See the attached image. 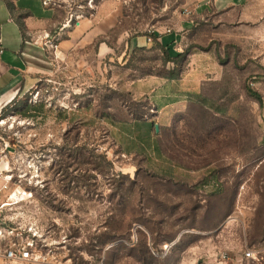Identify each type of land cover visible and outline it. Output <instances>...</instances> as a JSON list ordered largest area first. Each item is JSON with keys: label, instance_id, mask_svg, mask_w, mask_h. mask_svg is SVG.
I'll return each mask as SVG.
<instances>
[{"label": "rangeland", "instance_id": "374dc122", "mask_svg": "<svg viewBox=\"0 0 264 264\" xmlns=\"http://www.w3.org/2000/svg\"><path fill=\"white\" fill-rule=\"evenodd\" d=\"M205 1L57 0L71 26L109 4L113 53L1 114L0 264H264V0L187 26ZM168 32L184 56L165 63Z\"/></svg>", "mask_w": 264, "mask_h": 264}, {"label": "crops", "instance_id": "0c3cea01", "mask_svg": "<svg viewBox=\"0 0 264 264\" xmlns=\"http://www.w3.org/2000/svg\"><path fill=\"white\" fill-rule=\"evenodd\" d=\"M247 1L207 0L189 13L192 17L187 20V26L192 25L196 17L209 16L215 10L236 8ZM96 14L97 9L90 17H79L71 26L62 18L57 1L45 5L43 0H0V113L24 92L34 88L41 78L54 76L66 64L72 62L77 74L85 71L84 68L89 69L92 59L103 60L113 53L107 34L116 25L117 16L109 4L101 8L97 18ZM65 33L67 37H63ZM46 34L57 42L56 49L46 45ZM156 36L173 55L176 54L173 50L181 39L180 34L168 32L156 33ZM95 42H98L95 54L87 56L84 51ZM131 42L139 47H151L144 36ZM158 84H134V98L147 95L150 90L156 91ZM1 168L0 162V189L7 182Z\"/></svg>", "mask_w": 264, "mask_h": 264}, {"label": "built area", "instance_id": "2783aa9c", "mask_svg": "<svg viewBox=\"0 0 264 264\" xmlns=\"http://www.w3.org/2000/svg\"><path fill=\"white\" fill-rule=\"evenodd\" d=\"M57 0H43V3L45 5L55 3ZM93 0H90V6L94 8V5L92 4ZM187 13H191V10H186ZM81 16H78V18ZM72 20V19H71ZM69 21V23L71 22ZM46 45L49 46L50 48L56 49L58 47V44L53 38H51L50 34H46ZM147 41L151 42L153 41L152 36L147 37ZM6 181H9L7 178L5 179ZM3 235L2 229L0 230V237ZM260 253L259 249L255 248H249L246 252L245 255L247 258H252V259H258V254ZM6 258L9 260H25L30 257V250L29 249H17L14 247H10L7 249L5 253ZM224 259H227V254L223 255Z\"/></svg>", "mask_w": 264, "mask_h": 264}, {"label": "trees", "instance_id": "16d2710c", "mask_svg": "<svg viewBox=\"0 0 264 264\" xmlns=\"http://www.w3.org/2000/svg\"><path fill=\"white\" fill-rule=\"evenodd\" d=\"M22 25V24H21ZM155 38H156V41H157V43H158V46H159V48L160 49H162L163 50V52H164V62L165 63H168V62H175V61H177V60H179V59H181L183 56H184V54L183 53H176V54H172L171 52H170V49H169V47L168 46H166V45H164L162 42H160L159 40H157V36H155ZM139 48H145V47H139ZM170 79H176V76H174V75H171L170 76ZM250 93H251V95L252 96H254L258 101H262V99H261V95L258 93V92H256V91H254V90H252V89H250ZM14 102V101H13ZM12 102V103H13ZM11 104V103H10ZM10 104H8V106L10 105ZM7 108V106L3 109V111L0 113V116H1V114H3L4 112H5V109ZM109 242V240H105V241H103L101 244H106V243H108ZM166 244H169V243H166ZM172 247V246H171ZM170 247V248H171ZM251 248H255V247H251ZM256 249V248H255ZM153 250V249H152ZM151 253H152V251H151ZM153 254V253H152ZM159 257L158 256V254H153V257Z\"/></svg>", "mask_w": 264, "mask_h": 264}, {"label": "water", "instance_id": "95a60500", "mask_svg": "<svg viewBox=\"0 0 264 264\" xmlns=\"http://www.w3.org/2000/svg\"><path fill=\"white\" fill-rule=\"evenodd\" d=\"M156 128H157V126H156Z\"/></svg>", "mask_w": 264, "mask_h": 264}]
</instances>
